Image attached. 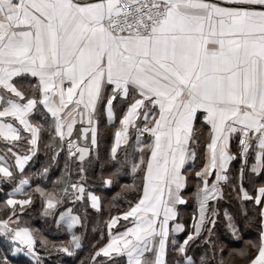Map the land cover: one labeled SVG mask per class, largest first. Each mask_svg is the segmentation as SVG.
Returning <instances> with one entry per match:
<instances>
[{
  "label": "snow or ice",
  "instance_id": "6c2138e0",
  "mask_svg": "<svg viewBox=\"0 0 264 264\" xmlns=\"http://www.w3.org/2000/svg\"><path fill=\"white\" fill-rule=\"evenodd\" d=\"M0 193V264H264V0H0Z\"/></svg>",
  "mask_w": 264,
  "mask_h": 264
},
{
  "label": "trees",
  "instance_id": "16d2710c",
  "mask_svg": "<svg viewBox=\"0 0 264 264\" xmlns=\"http://www.w3.org/2000/svg\"><path fill=\"white\" fill-rule=\"evenodd\" d=\"M44 157L41 156V161H43ZM202 161L198 158L197 162L195 164L196 168H199L201 165ZM40 166V161L37 162L36 167ZM34 170V169H33ZM129 181L131 180V177L127 178ZM194 188V178H190V184H189V191H192ZM3 194L0 193V196ZM110 199V197H107ZM38 209H39V204H37V212L33 213V223L35 224L36 227H42L43 226V221L38 218ZM228 209L230 212H235V205L231 203H221L220 207V215L216 218L217 223L215 227V233L216 236L219 237L220 239L224 241H230L231 236H230V231L227 227V223L224 219V210ZM115 211V210H113ZM195 211V206L192 202H190L188 205L181 206V215H180V222L185 224L186 227H190L191 221H192V216L193 212ZM103 227L102 221L100 220L99 217L96 219L92 220L88 224V229L84 234V248L78 253L77 257L72 258V257H62L63 264H79L80 259H84L90 249V245L92 243H95L97 239H99V234L96 232L92 231L93 227ZM45 233L49 236V238L52 239H63L66 238L64 233H58L54 229L49 230L47 228L44 229ZM248 230L245 229V234H247ZM183 235V234H182ZM254 235V234H253ZM199 249H197L198 251Z\"/></svg>",
  "mask_w": 264,
  "mask_h": 264
},
{
  "label": "rangeland",
  "instance_id": "374dc122",
  "mask_svg": "<svg viewBox=\"0 0 264 264\" xmlns=\"http://www.w3.org/2000/svg\"><path fill=\"white\" fill-rule=\"evenodd\" d=\"M17 264H28L27 258L23 256L18 257Z\"/></svg>",
  "mask_w": 264,
  "mask_h": 264
},
{
  "label": "crops",
  "instance_id": "0c3cea01",
  "mask_svg": "<svg viewBox=\"0 0 264 264\" xmlns=\"http://www.w3.org/2000/svg\"><path fill=\"white\" fill-rule=\"evenodd\" d=\"M189 184H190V182H189ZM182 223V222H181ZM191 223H192V221H191ZM182 235V234H181Z\"/></svg>",
  "mask_w": 264,
  "mask_h": 264
}]
</instances>
